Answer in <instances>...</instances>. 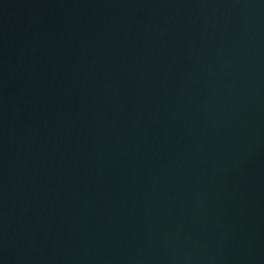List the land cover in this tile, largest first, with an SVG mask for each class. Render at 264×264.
<instances>
[{
  "label": "water",
  "instance_id": "95a60500",
  "mask_svg": "<svg viewBox=\"0 0 264 264\" xmlns=\"http://www.w3.org/2000/svg\"><path fill=\"white\" fill-rule=\"evenodd\" d=\"M0 264H264V0H0Z\"/></svg>",
  "mask_w": 264,
  "mask_h": 264
}]
</instances>
